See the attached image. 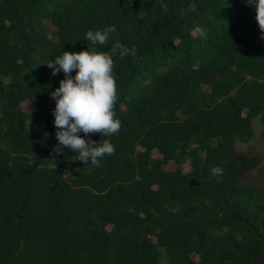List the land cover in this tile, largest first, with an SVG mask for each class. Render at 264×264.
Here are the masks:
<instances>
[{
	"label": "trees",
	"instance_id": "trees-1",
	"mask_svg": "<svg viewBox=\"0 0 264 264\" xmlns=\"http://www.w3.org/2000/svg\"><path fill=\"white\" fill-rule=\"evenodd\" d=\"M255 15L246 0H0V264H264V189L244 182L264 158L238 147L258 117L264 142ZM118 44L135 49L112 54L120 131L89 134L114 152L99 167L57 154L64 74L47 64Z\"/></svg>",
	"mask_w": 264,
	"mask_h": 264
},
{
	"label": "clouds",
	"instance_id": "clouds-1",
	"mask_svg": "<svg viewBox=\"0 0 264 264\" xmlns=\"http://www.w3.org/2000/svg\"><path fill=\"white\" fill-rule=\"evenodd\" d=\"M255 9V20L264 39V0H246ZM114 27L88 31L85 40L92 45H104ZM121 57L135 54V49L123 45L113 47L111 53L100 52L95 48L81 52L64 51L47 64L52 75L64 74L59 87L50 93L55 102L51 112L54 117L55 138L62 154L63 149H71L82 164L99 167L102 159L114 152V145L93 142L89 134L99 133L105 137L118 134L121 121L115 118L114 104L116 95V77L112 54ZM75 70V75H72ZM83 133V136L80 134ZM47 133L44 136L47 137ZM85 137H88L87 139Z\"/></svg>",
	"mask_w": 264,
	"mask_h": 264
},
{
	"label": "rangeland",
	"instance_id": "rangeland-1",
	"mask_svg": "<svg viewBox=\"0 0 264 264\" xmlns=\"http://www.w3.org/2000/svg\"><path fill=\"white\" fill-rule=\"evenodd\" d=\"M22 107L25 111H29L32 106L29 102L26 101L25 103H23ZM44 127H45L44 121L35 122L32 126L33 130H36V133L41 135L42 137H45L44 133H46ZM253 127L255 131V136L252 139V141L250 143L239 142L238 147L240 150H243L250 155H260L264 158V142L261 137L263 126L260 117L253 120ZM154 155L160 156L157 151L154 152ZM169 169H173V165H170ZM189 169H190L189 165H185V171H188ZM244 182L255 184L264 189V160L258 169H256L254 172H252L246 177Z\"/></svg>",
	"mask_w": 264,
	"mask_h": 264
}]
</instances>
